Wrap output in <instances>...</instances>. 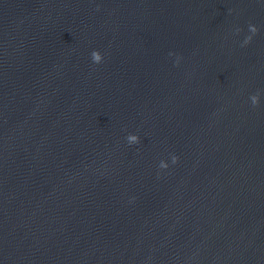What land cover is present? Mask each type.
I'll return each mask as SVG.
<instances>
[{"label": "water", "instance_id": "1", "mask_svg": "<svg viewBox=\"0 0 264 264\" xmlns=\"http://www.w3.org/2000/svg\"><path fill=\"white\" fill-rule=\"evenodd\" d=\"M0 264H264V0H0Z\"/></svg>", "mask_w": 264, "mask_h": 264}, {"label": "clouds", "instance_id": "2", "mask_svg": "<svg viewBox=\"0 0 264 264\" xmlns=\"http://www.w3.org/2000/svg\"><path fill=\"white\" fill-rule=\"evenodd\" d=\"M248 28H249V32L251 33V35H248L245 38V40L243 41V44L241 46H245L248 43H250L252 38H253V36L255 34H257V32H258V28L255 25H253V24H249ZM236 31H237V33H239L241 30L239 28H237ZM170 55H171V53H170ZM91 58H92L93 62L97 63V64L101 63L102 60H103L102 54L99 51H97V50H94L91 53ZM178 62H179V60H177V63ZM259 99H260L259 93L253 94V95L250 96L251 103H252V105L254 107L259 105ZM127 140H128L129 143H132V142L139 143V137L137 135H129L127 137ZM177 161H178V157L173 155L172 156V163L175 164ZM159 167L162 168V169H166V168H168V164H165V163L161 162Z\"/></svg>", "mask_w": 264, "mask_h": 264}]
</instances>
